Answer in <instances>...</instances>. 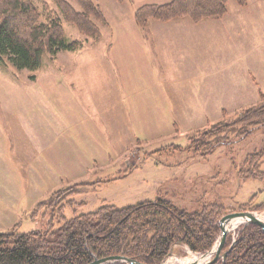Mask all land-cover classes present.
<instances>
[{
    "label": "rangeland",
    "instance_id": "rangeland-1",
    "mask_svg": "<svg viewBox=\"0 0 264 264\" xmlns=\"http://www.w3.org/2000/svg\"><path fill=\"white\" fill-rule=\"evenodd\" d=\"M33 1L43 12L41 22L47 20L48 6L60 17L67 39L80 40L83 47L56 56L45 54L41 67L34 71L18 69L8 59L0 67V232L47 229L57 216L56 208L46 204H54L55 196L75 188L87 192L74 196L75 209H65L69 219L104 204L127 207L158 198L189 212L213 204L235 210L228 213L243 211L238 208L253 197L255 204L264 200V181L241 175L248 156L264 151V125L253 128L245 138L231 137L210 150L198 149L200 142H208L200 133L213 130L220 122L236 120L262 101L264 0H246L245 5L228 0L224 22L207 20L216 23L217 36L223 32L232 54L226 65L216 62L217 89L226 83L230 94L222 98L216 93L210 107H197L191 88L182 89L170 77L167 100L161 101L143 87L132 90L139 94L128 99L129 88L112 74V44L123 30L120 26L137 23L138 7L172 0H93L107 20L103 24L94 19L102 31L99 41L67 21L56 0ZM67 1L81 10L75 0ZM224 42L216 41L217 54ZM55 100L68 102L71 114L85 120V155L77 168L68 165L62 155L52 158L46 153L44 161H33L35 152L26 140L31 119H48L49 111L55 115L54 107L49 110ZM41 202L46 204L33 215ZM53 224L58 227L56 221ZM240 226L231 229L228 238L235 240ZM193 255L180 245L167 259L176 257L173 264H179L178 260Z\"/></svg>",
    "mask_w": 264,
    "mask_h": 264
},
{
    "label": "trees",
    "instance_id": "trees-1",
    "mask_svg": "<svg viewBox=\"0 0 264 264\" xmlns=\"http://www.w3.org/2000/svg\"><path fill=\"white\" fill-rule=\"evenodd\" d=\"M81 10L67 0H56L64 18L95 41L102 38L100 26L107 20L93 0H75ZM241 5L246 0H238ZM47 20L41 22L43 12L33 0H0V67L7 59L18 69L34 71L41 67L45 54L56 56L61 51H76L83 47L80 40L67 39L61 19L45 7ZM228 11V0H172L166 4H145L135 11V20L141 29L149 22H168L187 18L195 22L223 19ZM33 79L35 76H31ZM264 125V94L262 101L243 111L236 120L220 122L204 133L208 140L198 149L210 150L224 144L231 137L245 138L253 128ZM209 137V138H207ZM205 138V137H204ZM264 151L253 152L245 162L241 175L244 179L264 181L261 170ZM87 189H69L55 203H39L33 211L37 215L46 204L56 208L45 230L19 234L0 232V264H88L95 258L123 256L145 264H164L176 245H185L195 253L212 249L221 234L220 220L233 209L213 204L202 211L189 212L171 201L158 198L135 206L116 207L104 204L87 214L67 218L65 209L77 206L74 196ZM254 197L239 210L264 211V200L253 203ZM45 207V208H46ZM235 211V210H233ZM75 212V211H74ZM58 224L54 227L53 223ZM233 238H228L215 264H264V233L255 224H243ZM109 264H129L116 261Z\"/></svg>",
    "mask_w": 264,
    "mask_h": 264
},
{
    "label": "crops",
    "instance_id": "crops-1",
    "mask_svg": "<svg viewBox=\"0 0 264 264\" xmlns=\"http://www.w3.org/2000/svg\"><path fill=\"white\" fill-rule=\"evenodd\" d=\"M225 17L219 22H224ZM137 26V23H123L120 26L123 30L112 44L115 67L112 74L129 88L128 99H135L139 94L134 95L132 90L143 87L148 93L153 91L161 101L167 100L168 77L182 89L191 88V98L197 107L214 105L216 93L222 98L230 94L226 83L222 84L224 88L217 89L216 62L226 65L232 54L224 42L223 32L219 31L217 36L216 23L178 18L168 22L151 21L143 31ZM217 40L224 42L218 54ZM52 107L55 115L49 111L48 119H31L26 140L35 152L33 161H44L46 153L52 158L62 155L68 165L77 168L85 155L82 150L85 120L71 114L68 102L55 100L49 110ZM59 123L64 124L63 128Z\"/></svg>",
    "mask_w": 264,
    "mask_h": 264
},
{
    "label": "water",
    "instance_id": "water-1",
    "mask_svg": "<svg viewBox=\"0 0 264 264\" xmlns=\"http://www.w3.org/2000/svg\"><path fill=\"white\" fill-rule=\"evenodd\" d=\"M261 215L262 213L251 210L233 212L224 215L220 220L221 234L214 247L203 254H199V256L195 260L185 264H215V262H217V260L221 257V251L226 243L229 232L232 229L231 224L235 220H242L241 224L258 225L259 227H261L264 233V218ZM233 246L234 245H231V247L222 255L223 259L231 251ZM188 251L189 253H193L189 248ZM172 254L173 252L170 251L169 256H171ZM116 261L127 262L129 264H145L138 260L126 258L123 256H108L103 258H95L88 264H109Z\"/></svg>",
    "mask_w": 264,
    "mask_h": 264
},
{
    "label": "bare ground",
    "instance_id": "bare-ground-1",
    "mask_svg": "<svg viewBox=\"0 0 264 264\" xmlns=\"http://www.w3.org/2000/svg\"><path fill=\"white\" fill-rule=\"evenodd\" d=\"M263 218H264V213L261 215ZM242 223V220H235V221H233L232 222V224H231V227H232V229H236L238 226H240V225H243V224H241ZM218 240V239H217ZM217 242V241H216ZM235 243V240L233 241V243H232V245ZM216 244V243H215ZM214 244V245H215ZM214 247V246H213ZM212 247V248H213ZM231 247V246H230ZM198 256H196V255H193V257L191 258V259H188V260H178L179 262H181V264H185V263H189V262H191V261H193V260H195L196 258H197ZM171 259H173V257H170L169 259H167L166 260V262L164 263V264H170V262L172 261Z\"/></svg>",
    "mask_w": 264,
    "mask_h": 264
}]
</instances>
